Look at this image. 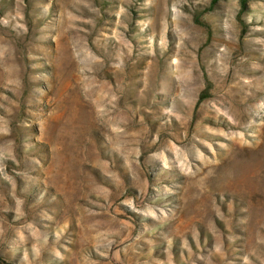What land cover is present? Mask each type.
<instances>
[{
	"label": "rangeland",
	"instance_id": "1",
	"mask_svg": "<svg viewBox=\"0 0 264 264\" xmlns=\"http://www.w3.org/2000/svg\"><path fill=\"white\" fill-rule=\"evenodd\" d=\"M210 5L0 0V264H264V0Z\"/></svg>",
	"mask_w": 264,
	"mask_h": 264
},
{
	"label": "trees",
	"instance_id": "2",
	"mask_svg": "<svg viewBox=\"0 0 264 264\" xmlns=\"http://www.w3.org/2000/svg\"><path fill=\"white\" fill-rule=\"evenodd\" d=\"M216 1H217V0H211V5L208 7L207 10L212 9L213 6H214V4L216 3ZM247 1H248V0H240V6H241V7H240V10H239V13H240V14H241L243 11L246 10ZM239 20H240L242 23L244 22L243 19L240 18V17H239ZM244 28H245V27H244ZM243 30H244V29H243ZM1 262H4V263H6V264H13L12 262L4 261V260H2Z\"/></svg>",
	"mask_w": 264,
	"mask_h": 264
}]
</instances>
